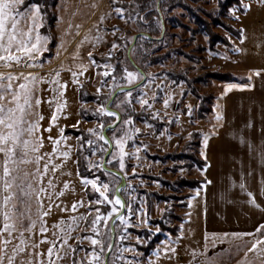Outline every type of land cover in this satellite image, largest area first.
Instances as JSON below:
<instances>
[{"label":"rangeland","instance_id":"374dc122","mask_svg":"<svg viewBox=\"0 0 264 264\" xmlns=\"http://www.w3.org/2000/svg\"><path fill=\"white\" fill-rule=\"evenodd\" d=\"M252 1L240 0V5L221 9V2H225V0H155L156 7H153V0H135V3L140 5L141 13L148 20V23L145 24L138 19L127 21L121 19L115 12L117 7L129 8V0H122V3H113V0H48V5L51 6H47V8L50 9L52 16L55 15L56 20H52V27L49 29L52 37L48 45L49 50L41 57L43 67L0 69L2 71H34L43 76L46 73H53L61 63L63 64V69L60 70V81L67 82L63 93V96L66 97V107L62 113L58 114V121L52 125L51 131H47V129L50 118L56 111V101H49V97L57 96L58 93L52 91L47 81L38 85L40 89L38 95L42 102L36 111L43 115V119L39 123L40 131L44 137V143L40 149L41 154L52 151L53 143L47 138L59 136L60 127L76 125L74 129L87 136L84 130L98 123L96 115L91 110L96 109L101 102L109 103L104 98L114 91L107 85L100 87L102 73L105 70L103 64L106 61L111 62L114 68V72L110 73L109 77L103 78L109 85L113 84L111 76L115 75L117 82L123 86L120 77L125 66L129 70L139 69L145 74L153 73L156 83H160L161 80L165 82V87L162 90L149 88V92L152 90L159 92L153 107L160 110L164 119L153 120L151 116L141 111V106L138 103L134 104L136 109V112L133 113L135 125L141 129V132L136 136V145L146 144L147 147L141 146L139 165L136 159L132 158L127 161L126 169L130 173L128 179L136 189L134 207H139L141 201L144 202L149 223L140 227L129 226L128 231L131 236L122 241V244L136 245L138 250L143 253L144 264H147L152 253L147 256L139 248L148 242L144 232L153 234L161 232L165 235V238L158 243L162 254L158 260L153 258L154 264H264V255H261L260 252V250H264V240H261V243L257 245V249L249 251L253 243L264 237V225L255 232L243 235H220L213 238L204 236L202 202L199 199L201 194L198 192L192 195L195 189L179 184L181 177L204 179V169L197 165L189 166L192 163L189 158L184 159L176 156L178 153H188V155L195 153L204 160V140L218 126L219 120L216 119V115L218 112L220 113L219 100L226 87L224 82H237L235 85L250 83V75L247 72L236 75L227 70L228 67L232 68L233 62L236 61L235 58L238 63L235 68L239 70L244 66L248 70L264 66L260 63V60L264 59V9H257L256 5L251 4ZM246 4H251L250 14L244 16L248 9L244 7ZM57 5L61 6L57 7ZM132 6L134 7V4ZM146 8L149 11H145ZM101 15L105 16L103 21L100 20ZM198 18L207 21L211 31L229 40V44L217 41L211 48L210 36L205 30L204 24L197 22ZM221 23L232 27L234 31L242 30L241 26L247 29V42L244 44L246 48L243 56H236L238 41L242 39V35L238 38L236 32L223 27ZM77 25L80 26L79 29H77ZM113 27L118 29L115 34L112 31ZM97 29H100L102 36L100 42L95 43L91 39L84 41L79 48V58L75 57L73 53L77 51L80 41L85 35L95 37ZM141 34L144 36L143 39H140ZM113 41L118 45L123 44L125 47L111 49ZM61 44L63 47H58ZM110 50L112 55L107 56L106 54ZM57 52H59V56L56 55ZM88 52H92L93 58L100 64V67L89 66L83 75H78L77 79L83 87V95L86 98L81 101L78 93L82 87L73 82L72 72L82 71L76 66L77 64H89ZM208 71L230 72L237 78L232 81H220L208 78L206 75ZM201 76L207 79V83L201 82L199 79ZM53 86L55 87V85ZM97 87H100L99 100L97 99ZM193 90L196 91V95L193 94ZM166 92L171 94V103L165 109L162 101ZM115 95L118 99L124 98L123 94L118 91ZM89 96L93 98H89ZM200 98L204 100V109H212L204 119L198 118L202 103ZM189 105L192 106L191 111L188 110ZM111 107L119 111L115 103H112ZM145 117L148 119V124L152 125L151 128L143 122ZM31 118H35V116ZM77 121H80L78 125ZM192 132H199V137L192 135ZM64 135L67 137L66 143L71 144L73 150L71 157L63 164L62 168L57 169L53 182L57 192L63 188L64 181H71V185L68 189H64L63 195L53 196L55 203L51 210L47 209V204L51 201L47 197L44 198V209L50 211V214L44 218L49 228V232L44 235L48 236H51L54 230L58 231V229H53V225L58 223L62 217L67 221L71 216L87 213L91 207L87 201L93 198L89 194L91 185L87 189L84 188L77 175V165L73 163L77 159V136L65 131ZM198 138H200V146L195 144ZM189 141L192 144L185 149L186 143ZM60 146H64L63 141ZM81 158L83 160V157ZM62 160L63 157L57 156L54 163H60ZM132 166L137 167L136 173H132ZM35 167L34 160L30 163L19 164L21 174L29 173L30 180L35 175L33 172ZM61 172L65 174L61 175ZM68 172H71V175H67ZM52 175L51 172L48 173V177ZM96 175H100L101 179H107L99 172ZM48 177H45V181ZM32 183L36 186L38 180H32ZM73 185L74 191L72 190ZM82 198L85 204L78 207L75 212L71 211L73 202ZM188 200L189 206L187 205V207ZM28 204L31 207L32 217L35 219L39 207L35 194ZM17 206L20 211L26 209L23 204ZM64 208L68 210H62ZM101 210L104 209L101 208ZM92 215L94 214L89 215V220ZM154 218H162V223L166 228L178 227V234L173 235L169 231L162 230L157 232L156 228L159 226L153 224L152 219ZM86 226V222L81 220L79 226L74 227L72 238L68 243H76L75 236L77 234L87 235ZM36 227L38 229L39 224ZM181 232H183L182 236ZM25 235L27 236L29 233H25ZM136 236L146 239L147 242L140 244L135 239ZM34 238L40 239L38 231ZM177 239L178 243L175 242ZM89 243V241H84V245H89ZM48 246L47 243H42L40 248L46 251ZM164 247L175 248V252L165 253L163 252ZM205 249L207 250L205 251ZM78 255L84 257V252H80ZM127 255L131 257L132 254L127 253ZM73 259L74 257L71 255H65L60 264H72Z\"/></svg>","mask_w":264,"mask_h":264},{"label":"snow or ice","instance_id":"6c2138e0","mask_svg":"<svg viewBox=\"0 0 264 264\" xmlns=\"http://www.w3.org/2000/svg\"><path fill=\"white\" fill-rule=\"evenodd\" d=\"M117 2L122 3V0H113V3ZM129 4V8L117 7L115 12L126 21L138 19L147 24L148 20L141 13L139 3L129 0ZM46 6H51L48 5V0H0V69L43 67L41 57L49 50L48 45L52 39L50 33L41 32L47 16ZM60 6L57 5V7ZM156 6L153 0V7ZM250 6L249 4L244 5L245 8ZM145 11L149 9L146 8ZM104 19L105 16L101 15L100 20ZM76 27L79 29L80 26ZM112 31L115 34L118 29L113 27ZM241 35H243L242 32ZM143 38L141 34L140 39ZM90 39L99 43L102 39L100 29H97L95 37L85 35L77 45V51L73 53L75 57L79 58L80 45ZM58 47H63V45ZM117 47H125V45H118L113 41L111 49ZM56 55L59 56V52ZM87 55L89 64H77L76 66L82 71L72 72L73 82L81 87L77 79L78 75H83L89 66L100 67V64L93 58L92 52H88ZM106 55L111 56L112 51L110 50ZM103 68L105 70L102 73L100 87L107 85L114 91L104 98L109 103L101 102L96 109L91 110L96 115L98 123L84 130L87 136L83 134L77 136L78 155L73 161L77 165V175L84 188L87 189L91 185L89 194L93 198L87 201L91 207L87 213L71 216L67 221L62 217L58 223L53 225V229H58V231L54 230L51 236L44 235L49 232L44 218L50 214V211L44 209V198L47 197L51 201L47 204V209L51 210L55 203L53 196L63 195L64 189L70 187L71 181L66 180L63 188L57 192L53 181L56 178L57 169L62 168L71 157L73 146L66 143L65 128L60 127L59 136L47 138L53 143L52 151L41 154L40 149L43 146L44 137L40 131L39 121L43 119V115L36 109L42 102L38 95L40 91L38 85L47 81L52 91L58 93L57 96L49 97V101H56V111L53 112L47 129L51 131L52 125L58 121V114L62 113L66 107V97L63 93L67 82L60 81V70L63 69V64L61 63L53 73H46L43 76L34 71L0 70V154H2V159H0V264H60L65 255L74 257L72 264H144L143 253L136 245L122 244V241L131 236L128 231L129 226L140 227L149 223L144 202L141 201L139 207H134L136 189L128 179L130 173L126 169L127 161L132 158H135L139 165L141 146L147 147L146 144L136 145V136L141 129L135 125L134 104L138 103L141 111L147 113L153 120L164 119L160 110L153 107L159 92L156 90L149 92V88L162 90L165 82L161 80L160 83H156L153 73L145 74L139 69L133 71L125 66L120 77L123 86L117 82L115 75L111 76L113 84L109 85L103 78L109 77V74L114 72V68L109 61L103 64ZM249 86L229 84L225 91L232 87ZM100 87H97L98 100L100 99ZM116 91L122 93L124 98L118 99L115 95ZM162 102L164 108H168L171 103V94L166 92ZM112 103L116 104L119 111L111 107ZM191 108L192 106L189 105L188 110L191 111ZM33 116L35 118H31ZM221 118L218 112L216 119ZM143 122L147 127H152L148 124L147 117ZM79 123L80 121H77V125ZM72 127L75 128L76 125ZM62 141L64 142L63 147L60 146ZM57 156L63 157L60 163H54ZM81 157H83L84 171L87 173L84 175L80 174ZM33 160L36 164L33 169L35 175L30 180L29 173L21 174L19 164L30 163ZM42 161L44 162L41 164ZM136 171L137 167L132 166V173ZM49 172L53 174L51 177H48ZM97 172L107 179H101L100 175H96ZM64 174L61 172V175ZM67 175H71V172ZM90 176L92 178H89ZM45 177H48L46 181ZM32 180H38V184L34 186ZM141 183H143L142 180ZM72 190L74 191V185ZM96 193L99 195L96 196ZM33 194L39 205L35 219L32 217L31 207L28 204ZM18 204L25 205V211H20ZM84 204L83 198L74 201L71 211L75 212ZM101 208L104 210L102 211ZM90 214H94L91 220H89ZM81 220L86 222L85 231L88 234H77L76 243H68L72 238L74 227L79 226ZM37 224H39L38 229ZM37 231L40 234L39 240L34 238ZM156 231H160L159 227ZM25 233L29 235L26 236ZM182 235L183 232H181ZM135 239L140 244L147 242L140 236H136ZM85 240L90 242L89 245H84ZM261 240H264V237L253 243L249 251L257 249ZM175 242L178 243L179 240ZM42 243L49 245L46 251L40 248ZM169 251L175 252V248L164 247L163 252ZM80 252H84V257L78 255ZM260 252L264 255V250ZM127 253H131V257ZM161 254V247L157 245L147 264H154L153 258L158 260Z\"/></svg>","mask_w":264,"mask_h":264},{"label":"crops","instance_id":"0c3cea01","mask_svg":"<svg viewBox=\"0 0 264 264\" xmlns=\"http://www.w3.org/2000/svg\"><path fill=\"white\" fill-rule=\"evenodd\" d=\"M251 4L264 9V0ZM241 27L237 57L243 56L247 42V29ZM235 59L227 70L236 75L247 72L250 86L225 91L237 82H224L219 100L222 118L204 140L205 182L192 194H201L203 233L208 238L248 234L264 225V66L239 70Z\"/></svg>","mask_w":264,"mask_h":264},{"label":"trees","instance_id":"16d2710c","mask_svg":"<svg viewBox=\"0 0 264 264\" xmlns=\"http://www.w3.org/2000/svg\"><path fill=\"white\" fill-rule=\"evenodd\" d=\"M240 4H241L240 0H225V2H221L220 8L221 9H225V8L228 9L229 7H232V6H235V5H240ZM46 12H47V16H46V19L44 21V26L41 28V32L50 33L49 29L52 27V22L55 21L56 19H55V15L52 16V13H51L50 9L47 8V6H46ZM196 20H197L198 23H200L202 25L204 24V28L207 31L208 35L210 36L211 48L215 45V43L217 41L218 42H222L223 44H229V40H227L226 38L222 37L221 35H218L217 33H214V32L211 31L210 24L207 21H203L200 18H198ZM221 25L223 27L228 28L231 31H234L232 27H230L228 25H225L224 23H221ZM234 32H236L238 38L241 37V32H242L241 29H238V30H236ZM206 75L208 76V78H212V79H216V80H220V81H232V80H235L237 78V77H235V75H233L230 72H221V71H208ZM199 79H201L202 83L203 82L207 83V79H204L203 76L199 77ZM175 82L177 83L178 81H175ZM82 90H83V87L79 90V93H78L79 100H81V101L86 99L84 97V95H83V91ZM193 94H195V95L197 94L195 90H193ZM89 98H93V97L89 96ZM203 101L204 100L201 99L202 103H201L200 110H199V113H200V115L198 117L199 119H204L206 117V115L209 112H211V110H212L211 108L210 109H204ZM65 132L66 133H73L76 136L81 135V132H78L73 127H69V126L65 127ZM192 135L199 137L200 133L199 132H192ZM191 144H192L191 141L186 143L185 149H187V147H189ZM195 144L200 146V138H198L196 140ZM183 151H185V150H183ZM76 154L78 155V148L76 149ZM170 155H172V154H170ZM176 156L179 157V158H184V159L185 158H189L192 161V163H193V164L190 163L191 165H189V166L197 165L201 169H204L205 166H206V161L203 160V159H200L197 156V154H195V153H192L191 155H188V153H186V154L178 153ZM80 164H81L80 174L84 175L86 173L84 172V166H83L82 158H80ZM204 182H205V179L200 180V179H185L183 177L179 178L180 186H188L191 189H197V188L200 189V188H202ZM187 205H188V203H186V206ZM178 219L181 220V218H178ZM152 220H153V224H157L159 226L160 230L169 231L173 235H177L178 234V227L173 228V229L166 228L164 226V223H162V221H163L162 218L161 219L154 218ZM144 234H145L146 239L148 240V242L145 245H141L139 248H140V250L144 251L145 255L148 256L153 251V249H155L157 247L158 243H160L165 238V235L163 233H161V232L160 233H154V234L151 233V232H144Z\"/></svg>","mask_w":264,"mask_h":264}]
</instances>
